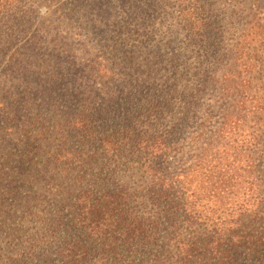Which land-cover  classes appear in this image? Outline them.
Returning a JSON list of instances; mask_svg holds the SVG:
<instances>
[{
  "label": "trees",
  "instance_id": "16d2710c",
  "mask_svg": "<svg viewBox=\"0 0 264 264\" xmlns=\"http://www.w3.org/2000/svg\"><path fill=\"white\" fill-rule=\"evenodd\" d=\"M2 61L0 264H264V0H0Z\"/></svg>",
  "mask_w": 264,
  "mask_h": 264
},
{
  "label": "rangeland",
  "instance_id": "374dc122",
  "mask_svg": "<svg viewBox=\"0 0 264 264\" xmlns=\"http://www.w3.org/2000/svg\"><path fill=\"white\" fill-rule=\"evenodd\" d=\"M62 3V1L60 2ZM54 8V7H53ZM53 14V12L51 13ZM50 17H52L50 14H40L38 16L37 19H35L31 25V29L30 31L32 33H37V29L40 28V30H43L44 28L41 27V23H43V25H45V27H48V25H51L52 22L50 20ZM50 30V31H49ZM62 33L64 32L61 31ZM64 35H66V33H64ZM43 37L46 38L47 40L42 42V47L43 44L44 47L49 48L50 51L56 53V54H63V56H59L61 58V60L67 62L66 57L68 56V51H69V44L68 42H63V40L61 39L60 34L56 33V29L49 27L48 30L43 31ZM50 51H48V53H51ZM58 56V55H57ZM4 63L3 61L0 62V84H2L0 88H5V92L3 93V102L4 104H8L7 99L10 98L11 100L10 103L14 102V97H20L23 94L27 93V95L29 94L28 91L31 88V91H33L31 95H35L36 93H39V97H43L42 94L45 93L44 89V83H45V73L42 74L41 72L38 73H34V74H14L11 77H4L3 76V72H1V68L3 67ZM205 103L204 106L202 107V110H200V112L197 113V118L196 126H192L188 129V133L186 136V139L183 140V143H181V148L183 153H188V151L191 150V148L193 149L195 146V143L197 141V137H195L197 135V128L198 126H200L199 124H202V122H205V116L206 113L203 110H208V112L210 111L212 113V116L208 119V121H206V125H207V131H211L212 129H214L218 123V110L215 108V105L217 103V94L214 92H208L205 95ZM30 108V107H29ZM204 108V109H203ZM214 111V113H213ZM3 113V110L0 109V117ZM10 125H12L10 123ZM17 136L19 134V132H16ZM171 156L175 159H179L180 158V154H177V152H172ZM260 169L264 171V160L260 162ZM192 177V176H191Z\"/></svg>",
  "mask_w": 264,
  "mask_h": 264
}]
</instances>
